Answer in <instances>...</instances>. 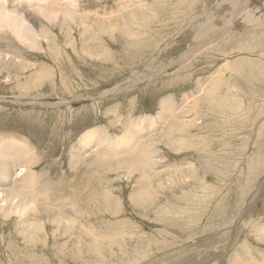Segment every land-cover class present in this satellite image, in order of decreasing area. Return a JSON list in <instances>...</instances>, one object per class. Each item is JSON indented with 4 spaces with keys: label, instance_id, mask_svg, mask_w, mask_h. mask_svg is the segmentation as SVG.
<instances>
[{
    "label": "rangeland",
    "instance_id": "374dc122",
    "mask_svg": "<svg viewBox=\"0 0 264 264\" xmlns=\"http://www.w3.org/2000/svg\"><path fill=\"white\" fill-rule=\"evenodd\" d=\"M0 6L44 21L42 35L28 32L37 47L18 36L20 20L0 23L21 55L1 48L0 177L5 160L22 177L2 132L21 135L40 190L36 229L0 212V264H264V0ZM165 104L167 121L130 124ZM100 126L75 158L81 134ZM150 135L156 160L129 172L121 155L140 157ZM12 179L0 188L13 190Z\"/></svg>",
    "mask_w": 264,
    "mask_h": 264
},
{
    "label": "bare ground",
    "instance_id": "6f19581e",
    "mask_svg": "<svg viewBox=\"0 0 264 264\" xmlns=\"http://www.w3.org/2000/svg\"><path fill=\"white\" fill-rule=\"evenodd\" d=\"M68 2V1H67ZM2 6L6 9L8 7L4 6L2 4ZM72 6V5H71ZM246 6V4H245ZM1 7V6H0ZM17 7V6H16ZM4 8L3 10H1L2 8H0V23L1 22H5L6 25L8 26H13L15 28H18V20L21 21L20 23V27H21V35H18L20 36V38H23V40H28L29 41V45H31L32 47H37L39 44H38V40H37V37L33 31H32V34H35L34 37H32V35L30 33H28L30 30H32L33 28L37 29V27L40 28V32H41V35L43 34V28H44V21L42 18L36 16V14L31 16L30 14L29 15H26L24 16L22 13L21 14H15L17 17H11L9 14H10V11H4ZM15 8V6H14ZM248 8V7H247ZM42 9V8H41ZM8 10V9H7ZM31 10V9H30ZM29 10V11H30ZM45 10V9H44ZM51 10V9H50ZM249 10V9H248ZM11 11L13 12V9H11ZM26 11V10H25ZM46 11V10H45ZM11 12V13H12ZM16 12V11H14ZM31 12V11H30ZM35 12V11H34ZM41 12V11H40ZM237 12V11H236ZM239 12V10H238ZM25 13V12H24ZM28 13V12H27ZM48 13L45 12L44 14ZM50 13H55V12H49L48 13V16L50 15ZM38 14V13H37ZM236 14V13H235ZM238 14V13H237ZM249 12L246 14L248 16V22H251V18L249 17ZM237 16V15H236ZM235 16V17H236ZM245 18V17H244ZM26 20L28 23H29V26L27 27H24L23 25V21ZM246 21V20H245ZM247 22V23H248ZM3 23V24H5ZM245 23V22H244ZM243 23V24H244ZM245 23V24H247ZM2 24V23H1ZM3 26V25H2ZM1 27V26H0ZM5 27V26H4ZM228 28H231V27H228ZM258 28V27H257ZM219 30V29H218ZM18 32V31H17ZM227 32V31H226ZM221 33V32H220ZM40 34V33H39ZM38 34V36H39ZM5 36V35H4ZM262 37V36H261ZM264 38V36H263ZM8 39V38H7ZM4 37L2 38V36H0V64L5 66L7 64H4L3 61H4V58H3V53H1L3 50H1V48H4L5 51L3 52H6L4 53L5 55L7 53H10L8 54V58L7 59H12V60H15V56H20L21 55L15 53L16 52V48L15 49H12L10 47V49H6V47H9L7 44H5V42H7V40L4 42ZM209 42V41H206L205 44ZM263 42V41H262ZM264 45V43H263ZM191 56V55H190ZM22 60V59H21ZM13 65V62L10 63V66ZM259 83V82H258ZM263 84V83H262ZM261 86V85H260ZM167 104V103H166ZM163 107V110L162 112H159L157 114V117L155 116H151V115H147L145 114L144 117L142 116H139L138 118H135V119H132L130 121V124L133 125V126H136V125H141L143 122H147V123H150V124H156V123H159L160 121L164 120V121H167L168 117H172V114L173 113H170L168 115H166V112L168 110V105H166ZM171 115V116H170ZM155 119L157 122H155ZM167 123V122H166ZM174 126V123H169L167 128L170 129ZM103 129H105L104 127L100 126V127H93V128H90L89 130H86L84 133L81 134V137H79V145L74 147L72 146V149L71 151L73 152V156L75 158H81L82 155L84 154V149H83V145L84 144H87V142L89 141H92L93 140V135L95 132H97L98 134L99 133H106L107 131H103ZM6 130V129H5ZM4 130V131H5ZM106 130V129H105ZM125 131L126 133L124 134L125 136L130 134L131 130H130V127L129 125H127L125 127ZM12 132V131H11ZM14 132V131H13ZM92 132V134H91ZM3 133V137H5V139L7 140L6 142L10 143L11 146H13L14 148V144H15V148L14 150L19 154L20 158H18V160L20 161H17V162H13L14 164L13 165H19V171L23 173L22 177L18 178L19 180H17L16 178L12 179V173H10V175L8 176V172L6 171V168H7V165L10 166V169L12 170L11 168V163L8 162L7 160H5V165H4V168H5V174L4 176H1L0 177V187H3L2 185L3 184V181L6 180L7 178L12 179L13 183L15 182V187L13 190L11 189H2L0 188V212L2 213L3 216H5L4 218L10 216V215H13L14 213L19 216V220H21L22 222H25L29 225L30 229H33V227L35 228V222H30V220H38L36 219L35 217V209H38L36 208L37 205L35 204V200L34 197L37 195L38 196V193H39V186L37 184V188L35 189L34 188V183L37 181V179L35 181L32 182V177H33V173L32 172H29L28 171V166L33 164L35 165V162H38L36 160V157L32 154V150H33V147L30 145L31 144V141H29L26 137H23L21 135H14L13 133L10 134H4ZM95 133V135L97 134ZM149 135V134H148ZM146 135V136H148ZM124 136V137H125ZM145 136V137H146ZM2 137V138H3ZM149 144L148 146H144L146 149L143 148V151H142V154L140 157L136 156L134 153L135 152H129V153H126L124 155H121L122 156H126V160L122 161L124 163H130L129 166H128V171L130 172L132 167L134 165H138V166H142L143 163L141 162V160H145L148 158V155H150L151 159H152V162H154L156 160V158L154 157V153L157 152V143L153 141L152 136L150 135L149 136ZM4 140V139H3ZM16 140H19V141H22V143H17ZM105 140V139H104ZM104 140H103V143H104ZM114 142H116V145H118V142L119 141H116V139H113ZM107 141V140H106ZM5 142V143H6ZM3 143V141H2ZM13 143V145H12ZM81 144V145H80ZM4 146V145H3ZM6 146V145H5ZM91 146H96V144H92ZM99 146V145H98ZM104 147V145L102 146ZM6 148V147H5ZM10 148V147H8ZM12 148V147H11ZM12 148V149H13ZM1 149V148H0ZM5 156L9 155L10 153H12V150H7L5 152H3ZM146 153V154H144ZM1 154V153H0ZM3 156V155H2ZM24 156H27L26 158H23ZM99 156V153L98 155ZM4 157V156H3ZM7 158V157H6ZM113 158H116V157H113ZM2 160V159H1ZM12 160V159H10ZM3 161V160H2ZM4 162V161H3ZM37 164V163H36ZM31 169V168H30ZM10 172V171H9ZM21 174V173H20ZM251 174V173H250ZM253 174V173H252ZM36 176H40L39 173L36 175ZM35 177V176H34ZM5 178V179H4ZM41 179V178H40ZM8 180V181H9ZM34 180V179H33ZM252 180V179H251ZM42 182V181H41ZM46 182V181H45ZM9 183V182H8ZM11 184V183H10ZM9 184V185H10ZM40 184V183H39ZM8 185V186H9ZM45 185V184H44ZM43 185V186H44ZM264 185V184H263ZM47 186V185H46ZM45 186V187H46ZM261 187V186H260ZM4 188V187H3ZM44 190V189H43ZM42 190V191H43ZM48 191V190H47ZM41 194V193H40ZM257 194V193H256ZM50 196V195H49ZM54 196V195H53ZM39 199V198H38ZM47 200V199H46ZM42 201V200H41ZM51 201V200H50ZM2 202V203H1ZM52 202V201H51ZM37 203V202H36ZM47 204V202H44ZM33 204V205H32ZM38 204V203H37ZM43 204V203H42ZM45 204V205H46ZM50 204V203H49ZM53 204V203H52ZM50 204V205H52ZM43 208H45L43 206ZM45 211V210H43ZM42 212V211H41ZM49 212V210H48ZM250 212V211H249ZM40 213V212H38ZM45 213V212H44ZM245 214V213H244ZM45 215V214H44ZM38 216V215H36ZM55 216V217H54ZM53 218L51 216L52 219L56 218V216L58 215H54ZM9 218V217H8ZM45 218V217H44ZM74 218V216H73ZM40 219V218H39ZM66 219L68 220L69 224H71V219L66 217ZM64 223V222H63ZM66 223V226L64 227V230L66 231V233H68V231L71 229V226ZM26 225V226H28ZM23 226V225H22ZM24 227V226H23ZM37 228V227H36ZM35 228V229H36ZM24 230V228H23ZM34 230V229H33ZM28 231V230H27ZM22 232V231H21ZM23 232H26V229L25 231ZM27 233V232H26ZM32 233V232H31ZM26 236V234H23ZM31 235V234H30ZM28 240H31V239H28ZM34 243V242H33ZM98 248V247H97Z\"/></svg>",
    "mask_w": 264,
    "mask_h": 264
}]
</instances>
